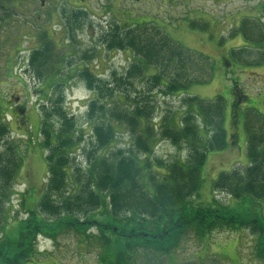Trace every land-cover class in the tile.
<instances>
[{"label":"trees","instance_id":"1","mask_svg":"<svg viewBox=\"0 0 264 264\" xmlns=\"http://www.w3.org/2000/svg\"><path fill=\"white\" fill-rule=\"evenodd\" d=\"M80 14L87 13H73L69 26L73 28L79 23ZM252 19L245 16L229 36L241 35L246 44L232 48L223 56L225 76L228 81L235 80L232 119L237 123L242 116L247 132L248 163L246 167H232L230 171L220 172L212 186L215 196L207 204L199 203L200 200L195 203V199L202 185V168L208 153L229 148L225 127L226 98L217 95L205 99L189 95L187 90L194 84L213 81L214 60L182 46L159 27L146 28L145 21L135 18L127 26L110 24L101 37L102 44L108 50H128L133 59L123 72L112 70L109 78L95 73L87 64L78 68V76L92 92L87 111L92 140L83 146L82 128L64 104L60 84L65 80L53 81L61 71L54 67L57 48L48 33H42V48L33 50L30 65L39 79L48 80L54 96L45 92L52 104L41 107L38 135V141L46 151L48 177L45 188L36 189L38 195L31 191L26 198L23 193H18L24 200L22 207L27 217H16L17 234L10 237V227L6 223L13 212V184L24 155L9 138L12 134L13 139L23 140L27 146L32 135L26 116L21 113L24 107L12 109L20 114L17 122L26 124L23 132L13 130L10 121L5 123L8 107L2 102L0 233L4 234L0 237V264H21L30 259L35 254L37 236L41 233L50 235L48 232L57 225L72 227L84 235H87V229L96 225L103 233L111 230L115 240L103 235L101 242L118 246L117 264L136 256L139 246L169 244L171 240L173 247L189 232L202 238L215 230L237 229L251 230L252 235L258 237L256 250L264 259V114L244 105L254 99L242 88L240 75H234L240 64L255 68L264 66V24ZM89 57L91 60V55ZM89 57L82 56L84 60ZM227 71H232L233 76L230 77ZM50 73L56 77H51ZM137 82H142L145 88L139 89ZM175 96L182 97L181 108L169 111L156 121L159 115L157 97L167 100ZM3 101L9 102L8 99ZM21 124H18L19 128ZM123 133L129 135L128 147L117 145ZM161 140L173 145L186 144V158L156 163L157 159L152 155L156 143ZM33 148L37 146L33 145ZM79 149L83 151L82 159L77 161L74 153ZM27 190H30L28 186ZM217 194L223 198L218 199ZM33 197L37 204L27 205ZM244 202L253 209L243 212L240 206ZM252 210L257 212L259 219L247 221L244 217ZM97 214L107 222L99 220ZM178 264L204 263L188 260Z\"/></svg>","mask_w":264,"mask_h":264},{"label":"rangeland","instance_id":"2","mask_svg":"<svg viewBox=\"0 0 264 264\" xmlns=\"http://www.w3.org/2000/svg\"><path fill=\"white\" fill-rule=\"evenodd\" d=\"M24 1L3 0L0 5V104L3 102L8 107L4 121L6 124L10 121L13 130L26 131V124L17 122L20 114L16 110L13 111L16 107H24L20 111L26 116L32 135L28 143L30 145L27 146L23 140L13 139L12 134L9 138L20 147L24 155L23 165L15 177L16 183L13 184L14 193L11 197L13 212L6 223L10 227L8 230L10 237L17 234L15 220L19 217L22 219L27 217L22 207L24 200L18 193H23L26 198L31 191H35L38 195L36 189L43 190L48 177L46 151L39 143L38 135L41 107L52 104L49 96L45 97V92L48 91L52 97V91L50 92L48 80L39 79L30 65L33 50L42 48L44 32L48 33L55 43L57 49L54 51L56 57L54 67L56 70L57 68L61 70L58 72V78H55V74L50 73V76L54 75L53 81L60 78L65 80L60 84L64 104L68 112L77 118L82 128L83 146H87V142L89 144L92 140V125L87 117L92 92L87 88L85 81L78 76V68L87 64L95 73L109 78L112 70L121 73L130 66L133 59L131 52L108 50L102 44L101 37L110 24L121 23L127 26L136 18L137 21H145L146 28L159 27L182 46L202 52L215 62L216 72L213 81L194 84L187 92L189 95L205 99H213L217 95L226 98L225 127L229 148L208 153L202 168V185L198 197H195V203L199 200L201 201L199 203L203 204L212 202L215 196L213 182L220 172L230 171L232 167L247 166V132L242 116L237 123H233L232 104L235 103V95L232 91L235 80L228 81L225 76L226 65L223 56L232 48H240L246 44L241 35L229 37L245 16L264 24V0H85L80 3L61 1L55 4L50 1L48 8L45 9H41L37 2L29 4L28 7ZM73 13H87L78 17L80 27L78 24L73 28L69 26ZM85 55L87 57L91 55V60L90 57L84 60L82 56ZM230 61L233 63V58ZM231 65L229 64V68L233 69ZM239 68L234 75H240L242 80L240 84L245 93L252 95L256 100L244 105L257 108L264 114V66L255 68L240 64ZM227 72L230 77L233 76L232 71ZM136 84L139 89L145 88L142 82ZM181 98L175 96L164 100L162 97H157L159 115L155 120L159 121L171 110L174 112V109H180ZM3 99H8L9 102L5 103ZM18 124H21L20 128ZM129 141V135L123 133V138L117 145L128 147ZM33 145L37 148L34 149ZM186 146L183 142L173 145L170 141L161 140L156 143L152 156L158 160L156 163L161 161L166 164L178 159L184 160L187 155ZM82 152L79 149L74 153L77 155V161L82 159ZM68 172H71L70 169ZM27 186L30 190H27ZM217 197L222 199L223 195L217 194ZM29 200L32 203L27 201V205L37 204L36 197ZM240 208L245 213L253 209L246 202ZM262 210L264 214V208ZM80 217L84 219V216ZM96 217L107 222L99 214ZM258 217L257 212L252 210L244 218L251 221L254 218L259 219ZM48 233L54 236L49 237L50 235L44 233L38 235L35 240L37 249L35 254L21 264H117L118 262L116 261L118 246L111 242L107 245L101 242L103 235L108 236L112 241L115 240L111 230L103 233L96 225L87 229V235H84L72 227L62 228L57 225ZM3 234L0 233V237H3ZM205 236L201 238L196 233L189 232L178 245L173 247L171 240L169 244L162 242L154 246H139L137 255L128 257L123 264H178L188 260L204 264H264V259L256 250L258 237H254L251 230H215ZM123 239L126 241L127 238ZM167 247L169 249L166 250ZM122 248L120 245V249Z\"/></svg>","mask_w":264,"mask_h":264},{"label":"flooded vegetation","instance_id":"3","mask_svg":"<svg viewBox=\"0 0 264 264\" xmlns=\"http://www.w3.org/2000/svg\"><path fill=\"white\" fill-rule=\"evenodd\" d=\"M50 1H53V3L55 4V2L59 3L61 1L68 2V3H80V2H83L85 0H25L24 4L29 7V4H32L33 2H37L40 5L41 9H45V8H48V2H50Z\"/></svg>","mask_w":264,"mask_h":264}]
</instances>
